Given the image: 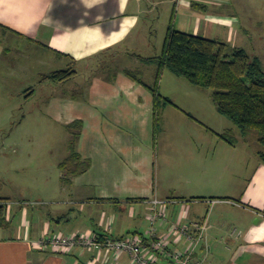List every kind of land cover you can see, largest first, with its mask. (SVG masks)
Returning <instances> with one entry per match:
<instances>
[{"label": "crops", "instance_id": "1", "mask_svg": "<svg viewBox=\"0 0 264 264\" xmlns=\"http://www.w3.org/2000/svg\"><path fill=\"white\" fill-rule=\"evenodd\" d=\"M168 2L182 13L180 23L195 19L193 34L202 30L203 21L209 26L233 19L209 11L210 1L205 0H0L1 74L10 69L23 74V62L18 61L24 58L21 49L28 50L29 61L42 59L45 75L64 64L75 69L106 61V66L99 64V75L88 80L85 97L48 102V115L66 129L76 120L83 121L77 149L91 166L68 181L60 169L62 197L39 203L31 217L26 201L15 203L13 209L12 199L0 200L5 218L0 222V264H135L125 253L81 247L56 252L36 248L32 242L74 232L100 238L146 235L155 199L167 201L158 206L167 218L157 227L172 248H185L188 243L178 240L173 225L208 216L210 228L195 250L194 261L264 264V163L259 156H244L241 163L242 156L239 160L236 153L239 141L222 136L229 137L239 128L224 122V131L202 122V130L195 133L199 138L182 139L180 133H171L176 138L165 141L161 156L155 150L157 127L168 104L155 99L151 87L158 84L160 92L163 70L158 77V55L140 51L153 48L155 29L144 22L146 17L153 9L168 10L161 7ZM119 62L127 63L121 67ZM66 133L69 147L71 136Z\"/></svg>", "mask_w": 264, "mask_h": 264}, {"label": "rangeland", "instance_id": "2", "mask_svg": "<svg viewBox=\"0 0 264 264\" xmlns=\"http://www.w3.org/2000/svg\"><path fill=\"white\" fill-rule=\"evenodd\" d=\"M205 1H210L207 6L209 11L225 14L233 19L230 23L216 20L209 26H205L206 21H203L200 35L225 42L230 52L237 48L244 49L249 56L259 58L264 68V0ZM161 7H166L168 10L153 9L144 21L149 22L155 29L152 37L153 48L151 52L145 50L144 53L141 50L140 54L159 56L171 25L179 30L196 33L192 26L195 19H190L185 24L180 23L182 13H179V16L172 2ZM26 48L32 50V47L26 46ZM22 50L20 53L24 58H19L18 61L23 62L20 67L23 74L16 75L17 72L12 69L8 70L7 74L0 73V200L12 199L13 209L17 205L15 203L21 205L26 201L25 206L30 210L31 217L32 211L38 208L39 203L62 197L59 195L63 186L59 162L68 153L69 135L63 122L48 115L50 109L48 102L74 95H78L79 98L85 97L87 91L84 87L88 84V80L99 75L98 66L100 63L106 66L104 64L106 61L103 63L99 59L84 68L81 65L77 66L75 68L77 74L62 85L61 82L57 84L45 78L43 69L46 67L42 64L44 63L42 59H33L34 62L31 58L29 61L26 58L28 50ZM12 59L11 57L8 59L11 65L14 63ZM27 63H31L32 67L26 66ZM115 63V67H118V61ZM124 63L119 62L121 67ZM68 67V64H64L55 69ZM145 78L148 79L147 76ZM160 93L162 97L172 100L166 110H162L157 127L158 143L155 150L160 156L165 141L170 142L176 138L170 135L171 133H180L178 137L182 139L192 138L193 135L199 138L195 133L202 130V122L206 126L219 129L225 127L224 122L231 127L236 126L218 112L211 89L192 85L185 78L174 74L168 67L163 69L161 75ZM181 117L183 119H180ZM223 129L225 131V128ZM235 130L237 131L229 138L239 141L236 153L239 160L242 156L241 163L244 156H258L257 151L261 148L260 133L250 129L244 135L239 129ZM216 147L219 151L221 146L217 144ZM158 159L161 160V157L157 158V163ZM174 160H171V168L175 172Z\"/></svg>", "mask_w": 264, "mask_h": 264}, {"label": "trees", "instance_id": "3", "mask_svg": "<svg viewBox=\"0 0 264 264\" xmlns=\"http://www.w3.org/2000/svg\"><path fill=\"white\" fill-rule=\"evenodd\" d=\"M159 75L164 67L185 78L194 86L211 89L218 112L230 119L242 132L254 129L260 133L261 148L258 156L264 163V68L261 60L251 57L242 49L229 51L223 41L176 29L171 25L162 53L156 57ZM73 67L58 69L45 75L54 82H64L76 75ZM136 77L132 71L128 72ZM155 99L172 103L162 97L158 84L151 87ZM70 133L69 155L59 164L64 181L83 173L91 166L89 158H83L77 149V141L83 129V121L67 125ZM222 136L230 142L226 134ZM0 211V222L4 221Z\"/></svg>", "mask_w": 264, "mask_h": 264}, {"label": "built area", "instance_id": "4", "mask_svg": "<svg viewBox=\"0 0 264 264\" xmlns=\"http://www.w3.org/2000/svg\"><path fill=\"white\" fill-rule=\"evenodd\" d=\"M178 3L181 0H177ZM167 201L155 199L154 211L150 215V226L146 235H130L126 237H102L74 232L70 234L58 233L45 235L32 242L36 248H52L56 252H65L69 249H105L114 253L130 255L135 264H204L203 260L194 261L195 250L206 239L210 228L208 216L180 226L173 225L171 230L178 240H185V248H172L169 239L158 233L157 223L167 217L165 211L159 209L160 204ZM162 258L163 261H159Z\"/></svg>", "mask_w": 264, "mask_h": 264}]
</instances>
